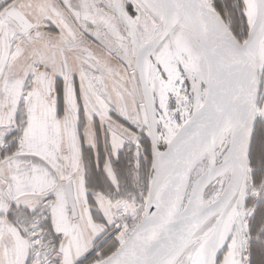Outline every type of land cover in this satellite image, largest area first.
<instances>
[{
  "label": "snow or ice",
  "instance_id": "6c2138e0",
  "mask_svg": "<svg viewBox=\"0 0 264 264\" xmlns=\"http://www.w3.org/2000/svg\"><path fill=\"white\" fill-rule=\"evenodd\" d=\"M0 264H264V0H0Z\"/></svg>",
  "mask_w": 264,
  "mask_h": 264
}]
</instances>
